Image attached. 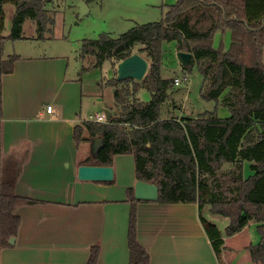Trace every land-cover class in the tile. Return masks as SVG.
I'll use <instances>...</instances> for the list:
<instances>
[{"label": "trees", "instance_id": "obj_1", "mask_svg": "<svg viewBox=\"0 0 264 264\" xmlns=\"http://www.w3.org/2000/svg\"><path fill=\"white\" fill-rule=\"evenodd\" d=\"M49 0H0V73L12 69L15 55L3 58L6 39L22 38V25L29 18L37 31L54 17L44 8ZM15 6L8 36L3 35V5ZM229 32L217 48V32ZM174 43V51L191 53L183 70L197 64L202 75L200 94L221 102L228 116L205 110L196 116L167 115L161 118V105L172 93L173 78L161 75L162 43ZM264 0H177L158 21L134 24L112 37L84 39L83 57L94 54L95 65L105 59L118 64L133 53L148 62L141 80H116L114 103L106 122L84 121L88 138L102 139L95 152L80 164L112 165L117 154H132L137 180L154 183L161 203L195 202L199 219L219 261L224 235L241 231L249 221L257 223L260 240L248 247L252 262L264 264ZM145 88L148 101L137 91ZM177 105L174 103L173 105ZM227 167H224V166ZM246 168L249 172H245ZM112 182V181H110ZM131 201L128 221L129 264H150L149 255L136 238V209L133 187L127 189ZM7 182L0 184V248L9 246L19 226L14 213L21 203ZM225 217L224 233L204 216ZM98 247L91 248L87 264H96Z\"/></svg>", "mask_w": 264, "mask_h": 264}, {"label": "crops", "instance_id": "obj_2", "mask_svg": "<svg viewBox=\"0 0 264 264\" xmlns=\"http://www.w3.org/2000/svg\"><path fill=\"white\" fill-rule=\"evenodd\" d=\"M221 38L226 45L229 32ZM12 55L11 71L0 73V184H11L17 196L32 202L15 207L19 226L13 243L0 248V264H87L93 246L99 250L96 264H129L127 189L137 180L133 155H114L112 182L80 180L79 145L92 144L85 128L78 131L89 118L82 113L80 78L69 75L66 55ZM126 157L132 160L127 178ZM135 209L136 238L150 264H219L197 203L139 200ZM204 216L224 233L227 218L207 211ZM246 231L252 240L240 248L249 251L259 242L254 221L224 235V264L236 263L228 242Z\"/></svg>", "mask_w": 264, "mask_h": 264}, {"label": "rangeland", "instance_id": "obj_3", "mask_svg": "<svg viewBox=\"0 0 264 264\" xmlns=\"http://www.w3.org/2000/svg\"><path fill=\"white\" fill-rule=\"evenodd\" d=\"M79 1L81 0H49L44 8L54 17V25L47 24L45 28L37 31L35 22L29 18L25 19L22 25L23 37L15 40L7 38L3 53L21 56L58 54L68 56L69 75L79 77L82 82V113L88 112L86 114L90 115L109 109L111 105L113 107V87L108 83L116 76L117 64L112 63L111 59H105L100 66H96L94 64L96 56L93 53L83 57L82 41L97 39L104 33L116 37L129 30L134 24L158 21L163 17L168 6L176 3L177 0H83L87 12L82 16L79 15ZM3 10L2 33L8 36L15 6L5 3ZM221 37L219 32L215 34L213 39L215 48L219 46ZM173 48V42L162 43L161 75L167 78L177 77L181 83L173 86L172 93L161 105V118L173 113L179 116H196L205 110H216L221 117L228 114V108L221 102L204 99L201 96L202 75L198 65L193 64L189 72L183 70ZM184 76L187 77L185 81ZM137 96L141 101L150 99V93L145 88H140ZM174 103L176 107L173 106ZM79 151L80 156L85 159L93 153V146L81 142ZM126 159L127 157L123 158L122 165L127 178L129 170L132 169V160L128 163ZM245 172L248 173L249 169L246 168ZM251 240L246 231L228 242L234 247L228 252L230 260L236 262L234 264H252L249 260V251L240 248Z\"/></svg>", "mask_w": 264, "mask_h": 264}, {"label": "water", "instance_id": "obj_4", "mask_svg": "<svg viewBox=\"0 0 264 264\" xmlns=\"http://www.w3.org/2000/svg\"><path fill=\"white\" fill-rule=\"evenodd\" d=\"M79 15L82 16L87 12V7L83 0L78 2ZM179 62L183 65L187 64L191 58V53L187 51H176L175 53ZM148 62L139 53H133L118 62L116 66V80L134 79L141 80L147 70ZM106 119H109L111 111L104 109ZM100 137L92 139L93 152L101 143ZM77 177L80 180L110 182L114 179V168L112 165H91L81 164L77 168ZM134 198L138 200L154 201L158 196V187L154 183L143 180H136L133 185ZM14 237L9 239L13 243Z\"/></svg>", "mask_w": 264, "mask_h": 264}, {"label": "built area", "instance_id": "obj_5", "mask_svg": "<svg viewBox=\"0 0 264 264\" xmlns=\"http://www.w3.org/2000/svg\"><path fill=\"white\" fill-rule=\"evenodd\" d=\"M183 80L184 81L187 80V77L184 76ZM173 82H174V85H178V84L181 83V80H179L177 77H174ZM46 110H47V112H51L52 106L48 105L46 107ZM89 120L95 121V122H106L107 119L105 117V113L102 111V112H97L95 114H90L89 115Z\"/></svg>", "mask_w": 264, "mask_h": 264}]
</instances>
